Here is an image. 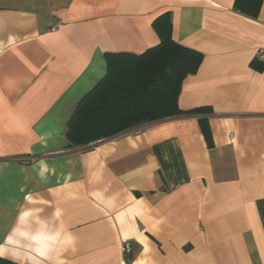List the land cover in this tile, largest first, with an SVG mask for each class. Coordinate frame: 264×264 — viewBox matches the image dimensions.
Here are the masks:
<instances>
[{
  "label": "crops",
  "instance_id": "crops-1",
  "mask_svg": "<svg viewBox=\"0 0 264 264\" xmlns=\"http://www.w3.org/2000/svg\"><path fill=\"white\" fill-rule=\"evenodd\" d=\"M168 13L202 55L181 110L85 147L67 122L105 54ZM264 0H0V257L16 264H264Z\"/></svg>",
  "mask_w": 264,
  "mask_h": 264
},
{
  "label": "trees",
  "instance_id": "trees-1",
  "mask_svg": "<svg viewBox=\"0 0 264 264\" xmlns=\"http://www.w3.org/2000/svg\"><path fill=\"white\" fill-rule=\"evenodd\" d=\"M239 8V0H236ZM159 43L141 54H105L103 78L78 102L67 122L71 147H85L165 119L197 116L208 147L212 136L203 109L181 110L183 81L194 74L202 55L172 40L168 13L152 24ZM0 264H16L0 257Z\"/></svg>",
  "mask_w": 264,
  "mask_h": 264
},
{
  "label": "built area",
  "instance_id": "built-area-1",
  "mask_svg": "<svg viewBox=\"0 0 264 264\" xmlns=\"http://www.w3.org/2000/svg\"><path fill=\"white\" fill-rule=\"evenodd\" d=\"M255 59L258 60L259 62H264V50H259L255 54Z\"/></svg>",
  "mask_w": 264,
  "mask_h": 264
}]
</instances>
